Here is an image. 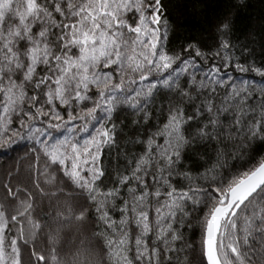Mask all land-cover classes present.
Here are the masks:
<instances>
[{
	"label": "snow or ice",
	"instance_id": "obj_1",
	"mask_svg": "<svg viewBox=\"0 0 264 264\" xmlns=\"http://www.w3.org/2000/svg\"><path fill=\"white\" fill-rule=\"evenodd\" d=\"M251 6L0 0V264H264Z\"/></svg>",
	"mask_w": 264,
	"mask_h": 264
},
{
	"label": "trees",
	"instance_id": "obj_2",
	"mask_svg": "<svg viewBox=\"0 0 264 264\" xmlns=\"http://www.w3.org/2000/svg\"><path fill=\"white\" fill-rule=\"evenodd\" d=\"M264 7V5H261L260 0H252V6L251 8L246 11L245 16L252 14V15H258L261 11V8ZM240 75V74H237ZM252 79H259L258 77H251ZM7 163L4 164L6 166Z\"/></svg>",
	"mask_w": 264,
	"mask_h": 264
},
{
	"label": "rangeland",
	"instance_id": "obj_3",
	"mask_svg": "<svg viewBox=\"0 0 264 264\" xmlns=\"http://www.w3.org/2000/svg\"><path fill=\"white\" fill-rule=\"evenodd\" d=\"M5 163L8 165L11 163V161L7 158H0V167H3Z\"/></svg>",
	"mask_w": 264,
	"mask_h": 264
}]
</instances>
